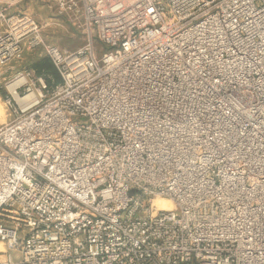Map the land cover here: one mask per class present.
I'll return each instance as SVG.
<instances>
[{"label": "built area", "instance_id": "obj_1", "mask_svg": "<svg viewBox=\"0 0 264 264\" xmlns=\"http://www.w3.org/2000/svg\"><path fill=\"white\" fill-rule=\"evenodd\" d=\"M49 1L81 46L0 4L58 75L7 85L0 264H264V0Z\"/></svg>", "mask_w": 264, "mask_h": 264}, {"label": "rangeland", "instance_id": "obj_2", "mask_svg": "<svg viewBox=\"0 0 264 264\" xmlns=\"http://www.w3.org/2000/svg\"><path fill=\"white\" fill-rule=\"evenodd\" d=\"M50 13L52 15L55 14L53 11ZM41 16H43V14ZM55 18H58V21L60 22L59 25L61 26H54L51 29L47 26H43L42 32L46 39L52 41L59 49H75L84 43V36L79 30L73 27V25L67 22L63 17L56 15ZM41 24L43 25L44 22ZM0 29H2V26H0ZM49 30L52 31V34ZM46 31L48 32L47 34ZM48 36H53V38L50 39ZM43 55L44 54L41 50L39 51L35 48L25 47L21 59L12 60L7 65H0V124L10 120L13 116L11 110L4 103L5 98L9 95L7 88L8 82L15 76V74L24 68L35 69V65L37 62H40ZM46 63L51 72L54 73V76L57 77L58 75L54 67H52V63L49 59H46ZM55 77L52 76L53 79H55ZM11 255L15 260L20 257L18 250L11 251Z\"/></svg>", "mask_w": 264, "mask_h": 264}, {"label": "crops", "instance_id": "obj_3", "mask_svg": "<svg viewBox=\"0 0 264 264\" xmlns=\"http://www.w3.org/2000/svg\"><path fill=\"white\" fill-rule=\"evenodd\" d=\"M49 3H50L49 0H0V4H10L11 5L9 10L13 11L14 9H20V10L32 15L40 23L44 22L43 26H47L49 29H51L54 26L58 27L61 25H59L60 22L58 21V18L57 19L55 18L56 15L53 13L55 15V17H54V15H52L50 13V12H52V10L49 7ZM42 14H43V16H41ZM49 31H51V30H49ZM47 33L48 32L46 31V34ZM50 33L52 34V31ZM48 37H50V39L53 38V36H48ZM44 38H45V36H44ZM45 40L47 42H49L50 44L55 45L52 41H50L46 38H45ZM37 50H39V49H37ZM43 58H44V55H43Z\"/></svg>", "mask_w": 264, "mask_h": 264}, {"label": "trees", "instance_id": "obj_4", "mask_svg": "<svg viewBox=\"0 0 264 264\" xmlns=\"http://www.w3.org/2000/svg\"><path fill=\"white\" fill-rule=\"evenodd\" d=\"M42 60V61H41ZM40 60V62H37V64L35 65V70L38 72V73H41V74H44V75H52L53 77L54 76V73L51 72V70L49 69V67L47 66V63H46V58H42ZM53 67V65H52ZM56 79H58V76L55 77Z\"/></svg>", "mask_w": 264, "mask_h": 264}, {"label": "bare ground", "instance_id": "obj_5", "mask_svg": "<svg viewBox=\"0 0 264 264\" xmlns=\"http://www.w3.org/2000/svg\"><path fill=\"white\" fill-rule=\"evenodd\" d=\"M16 101L20 102V99L18 97H15ZM158 204H161L162 207H169L170 203L166 200H156L155 201Z\"/></svg>", "mask_w": 264, "mask_h": 264}]
</instances>
